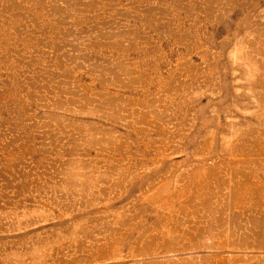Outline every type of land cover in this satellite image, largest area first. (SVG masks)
<instances>
[{
    "label": "rangeland",
    "instance_id": "1",
    "mask_svg": "<svg viewBox=\"0 0 264 264\" xmlns=\"http://www.w3.org/2000/svg\"><path fill=\"white\" fill-rule=\"evenodd\" d=\"M260 228L264 0H0V264H256Z\"/></svg>",
    "mask_w": 264,
    "mask_h": 264
},
{
    "label": "crops",
    "instance_id": "2",
    "mask_svg": "<svg viewBox=\"0 0 264 264\" xmlns=\"http://www.w3.org/2000/svg\"><path fill=\"white\" fill-rule=\"evenodd\" d=\"M263 232H261L262 238H264V228H260ZM254 257H251V262H255L256 264H264V243L260 246L253 248L251 252Z\"/></svg>",
    "mask_w": 264,
    "mask_h": 264
}]
</instances>
